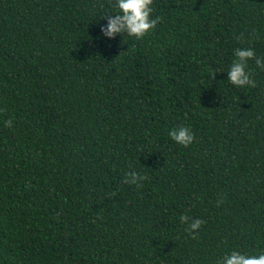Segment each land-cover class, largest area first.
I'll use <instances>...</instances> for the list:
<instances>
[{
	"label": "trees",
	"instance_id": "obj_1",
	"mask_svg": "<svg viewBox=\"0 0 264 264\" xmlns=\"http://www.w3.org/2000/svg\"><path fill=\"white\" fill-rule=\"evenodd\" d=\"M113 4L0 0V264L264 252V71L226 73L237 47L264 56V0H153L148 35L100 40Z\"/></svg>",
	"mask_w": 264,
	"mask_h": 264
},
{
	"label": "clouds",
	"instance_id": "obj_2",
	"mask_svg": "<svg viewBox=\"0 0 264 264\" xmlns=\"http://www.w3.org/2000/svg\"><path fill=\"white\" fill-rule=\"evenodd\" d=\"M153 0H114L115 11L105 18L107 23L100 26V36L98 39H113L118 34L125 33V36L140 39L148 35L156 26L157 19H153ZM249 61H254L256 67L264 71V56L257 55L252 47H237L233 49V59L229 64L226 73L227 80L237 88L254 87L255 81L252 79L251 71L248 68ZM6 127H11L12 121H4ZM168 137L177 145L187 147L194 139L190 127L178 125L168 129ZM144 177L135 170L124 173L122 182L137 184ZM180 222L188 223L186 231L196 234L203 221L192 219L186 215L180 216ZM217 264H264V252L257 255H248L235 249L227 255L220 257Z\"/></svg>",
	"mask_w": 264,
	"mask_h": 264
}]
</instances>
